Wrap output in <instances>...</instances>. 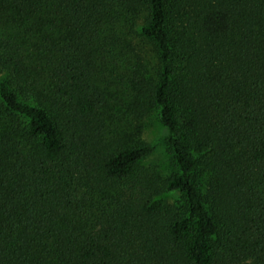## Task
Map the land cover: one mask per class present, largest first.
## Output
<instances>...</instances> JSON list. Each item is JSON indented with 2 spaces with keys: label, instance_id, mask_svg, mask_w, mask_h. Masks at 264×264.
Masks as SVG:
<instances>
[{
  "label": "trees",
  "instance_id": "1",
  "mask_svg": "<svg viewBox=\"0 0 264 264\" xmlns=\"http://www.w3.org/2000/svg\"><path fill=\"white\" fill-rule=\"evenodd\" d=\"M113 80L166 133L160 184L139 175L142 142L79 169L65 120L95 113ZM218 171L242 251L264 264V0H0V264H215L223 222L199 177Z\"/></svg>",
  "mask_w": 264,
  "mask_h": 264
},
{
  "label": "rangeland",
  "instance_id": "2",
  "mask_svg": "<svg viewBox=\"0 0 264 264\" xmlns=\"http://www.w3.org/2000/svg\"><path fill=\"white\" fill-rule=\"evenodd\" d=\"M138 24L142 22L139 21ZM128 42L134 48L135 54L142 58L141 68H152L154 52L150 43L130 32ZM148 71L146 77L151 75L150 70ZM102 94L104 103L95 113L84 117L71 116L65 120L66 128L71 132L67 134L68 140L73 143L72 139L76 138L73 144L78 149L79 169L100 173L104 162L116 149L142 142L150 146L151 153L139 163V175L151 185L160 184L174 172V163L167 148L166 133L157 121L155 109L135 105L131 84L126 81L113 80L107 93ZM141 185L142 190H146L147 185ZM199 185L202 195H206L216 204L223 222L224 249L216 253L215 264H255L242 251L246 237L243 234L242 216L232 199L230 187L233 183L218 171L203 173L199 177ZM122 198L123 193L117 202H122L124 207L127 205L129 208L130 201L127 198L122 201ZM141 200L142 198L139 199ZM159 219L155 226L163 235L169 219L163 216Z\"/></svg>",
  "mask_w": 264,
  "mask_h": 264
}]
</instances>
